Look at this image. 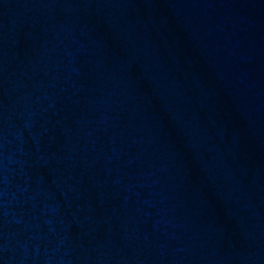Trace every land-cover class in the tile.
Masks as SVG:
<instances>
[{"label":"water","instance_id":"1","mask_svg":"<svg viewBox=\"0 0 264 264\" xmlns=\"http://www.w3.org/2000/svg\"><path fill=\"white\" fill-rule=\"evenodd\" d=\"M0 264H264V0H0Z\"/></svg>","mask_w":264,"mask_h":264}]
</instances>
